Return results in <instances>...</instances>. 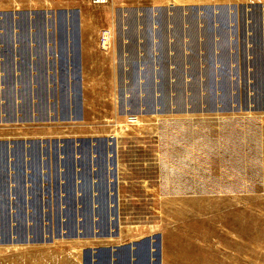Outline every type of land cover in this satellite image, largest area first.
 I'll use <instances>...</instances> for the list:
<instances>
[{
	"label": "rangeland",
	"instance_id": "obj_1",
	"mask_svg": "<svg viewBox=\"0 0 264 264\" xmlns=\"http://www.w3.org/2000/svg\"><path fill=\"white\" fill-rule=\"evenodd\" d=\"M210 2L0 0V264H264V0Z\"/></svg>",
	"mask_w": 264,
	"mask_h": 264
},
{
	"label": "crops",
	"instance_id": "obj_2",
	"mask_svg": "<svg viewBox=\"0 0 264 264\" xmlns=\"http://www.w3.org/2000/svg\"><path fill=\"white\" fill-rule=\"evenodd\" d=\"M164 1L165 0H153V2H159V3L150 5L148 7L146 6L142 10L128 8L127 17H129L130 14L132 16L131 18H133L135 23L136 22L138 23L139 27L148 26L154 29H166V28H176V27L207 29V28H223V27L232 28V27L240 26L241 21L239 22L240 19L238 17L239 11L233 7L230 8L226 6L224 7L214 6L210 4L211 3L210 0H191L190 5L187 4L186 6L185 5L176 6V4H173V2L176 0H169V2L170 3L172 2V4H170V6L167 7L166 5L161 3ZM232 11L235 12L233 13ZM140 16L142 17L141 20H140ZM242 16L245 17L244 18L245 21L247 19L245 10L242 13L240 12V18H242ZM146 21H148L149 23L146 24ZM71 22L72 21L70 19L64 22L67 35L64 41L58 42L57 45L59 49L61 48V45L65 49L70 47L69 45H71V48L72 46L76 45V40L74 41V38L70 33L71 29L69 27L72 26ZM134 26L136 25L134 24ZM46 27L47 26H44L43 28H45L46 30L47 29ZM53 27H55L54 22H53ZM79 27H82L81 23ZM51 40L52 41L46 38V47L47 45L52 44V48L54 50L56 41L54 40V37L51 38ZM77 41H78L77 43L79 44V53L81 54V58L87 59L88 58L87 55H82L83 51H82L81 43L83 42L81 35L79 36ZM32 42H35V40ZM68 50H69L68 55L70 57V49L68 48ZM52 56L53 55H49V58H51ZM32 57L37 58L36 54H33ZM46 58H48V56ZM81 106L82 104L80 102V107Z\"/></svg>",
	"mask_w": 264,
	"mask_h": 264
},
{
	"label": "built area",
	"instance_id": "obj_3",
	"mask_svg": "<svg viewBox=\"0 0 264 264\" xmlns=\"http://www.w3.org/2000/svg\"><path fill=\"white\" fill-rule=\"evenodd\" d=\"M90 3L94 6H103L109 3V0H89ZM113 32L111 30H107L101 36L100 45L103 50L109 48L113 42Z\"/></svg>",
	"mask_w": 264,
	"mask_h": 264
}]
</instances>
